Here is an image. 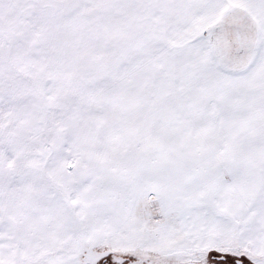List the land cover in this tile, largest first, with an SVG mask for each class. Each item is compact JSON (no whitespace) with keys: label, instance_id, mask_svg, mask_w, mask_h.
Segmentation results:
<instances>
[{"label":"snow or ice","instance_id":"6c2138e0","mask_svg":"<svg viewBox=\"0 0 264 264\" xmlns=\"http://www.w3.org/2000/svg\"><path fill=\"white\" fill-rule=\"evenodd\" d=\"M0 264H264V0H0Z\"/></svg>","mask_w":264,"mask_h":264}]
</instances>
